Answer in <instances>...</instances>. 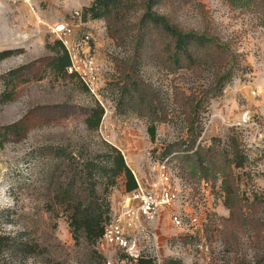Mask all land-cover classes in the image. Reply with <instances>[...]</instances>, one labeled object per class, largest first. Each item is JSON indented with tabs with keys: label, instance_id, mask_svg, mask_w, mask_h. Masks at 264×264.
Segmentation results:
<instances>
[{
	"label": "rangeland",
	"instance_id": "1",
	"mask_svg": "<svg viewBox=\"0 0 264 264\" xmlns=\"http://www.w3.org/2000/svg\"><path fill=\"white\" fill-rule=\"evenodd\" d=\"M93 1L0 0V51H11L0 60V264H134L146 255L159 264L169 257L184 264L262 263L264 0H258L259 6L241 0H125L121 41L110 36L104 17L75 21V11L83 15ZM147 9L181 30L216 37L233 51L239 68L221 83L218 95L206 90L223 70L175 68L137 55V24ZM69 22L93 35L99 69L94 91L77 76L58 73L59 54L51 48L59 40L54 29ZM127 73L151 91L149 109L127 101ZM181 96L204 100L192 113L203 129L196 147L229 153L235 142L245 157L243 167H234L238 189L232 209L222 176H203L177 151L188 145L190 120ZM96 102L104 115L94 132L84 119ZM151 125L156 127L154 140ZM104 141L121 150L138 185L146 188L158 181L156 162L167 159L181 199L152 223L159 240L156 252L144 246L134 227L129 235L137 240L138 250L132 251L140 252L137 258L99 241L88 244L71 229L64 207L49 198L41 158L56 147L69 153L82 148L88 154L103 149ZM125 195L122 185L111 190L110 221ZM173 214H180L191 230L177 227ZM193 217L196 225L190 224ZM9 241L17 247L3 245Z\"/></svg>",
	"mask_w": 264,
	"mask_h": 264
},
{
	"label": "trees",
	"instance_id": "2",
	"mask_svg": "<svg viewBox=\"0 0 264 264\" xmlns=\"http://www.w3.org/2000/svg\"><path fill=\"white\" fill-rule=\"evenodd\" d=\"M239 1V0H238ZM247 4L259 6L258 0H241ZM128 10V3L125 0H94L92 5L84 8L82 17L87 15L92 18L104 17L108 23L110 36L121 41L124 38L125 14ZM137 55L144 58H154L175 68L200 69L214 67L221 71V75L215 84L206 90V94H219V86L224 81H229L235 70L239 67L233 51L220 39L201 35L193 30L184 31L175 25L170 24L166 18L147 9L137 24ZM52 49L59 54L55 63L59 68L58 73L65 76L75 77V74L68 73L66 68L69 65L68 53L62 43L58 40ZM11 51H0V60L9 56ZM131 68V67H130ZM127 73L123 87L127 101L133 104L148 108L151 105V91L138 83L135 76L130 77ZM82 84V83H81ZM83 85V84H82ZM84 86V85H83ZM134 93L135 97H134ZM184 98V99H183ZM196 98V97H195ZM195 98L180 97L184 100L182 105L186 109L188 118V131L186 141L187 147L178 148L182 152L185 163H191L193 169L200 170L203 176L216 179V174L222 176V188L226 193V204L232 209L230 201L236 195L238 185L234 174V167L244 166L245 157L237 143L233 142V151L226 153L215 150L213 147H202L196 143L203 129L200 123L197 124L192 113L201 105L204 100L196 102ZM131 104V106L133 105ZM149 109V108H148ZM152 110V109H151ZM104 115L103 107L96 102L91 113L84 119L86 128L89 131H98ZM156 127L151 125L148 132L152 140L155 139ZM172 152V148L169 151ZM40 175L46 182V190L49 198L64 207L67 220L75 234H83L90 245H95L104 233L105 226L111 217L110 192L118 185H122L125 194L138 188V182L132 169L127 164L120 149L109 142L104 141V148L97 151L84 153L83 149L77 152H67L62 147L53 148L41 158ZM63 178V179H62ZM78 239V236L76 235ZM14 242H3L9 248ZM134 264H159L155 258L140 256ZM163 264H184L181 259L169 257ZM257 264H264L262 263Z\"/></svg>",
	"mask_w": 264,
	"mask_h": 264
},
{
	"label": "built area",
	"instance_id": "3",
	"mask_svg": "<svg viewBox=\"0 0 264 264\" xmlns=\"http://www.w3.org/2000/svg\"><path fill=\"white\" fill-rule=\"evenodd\" d=\"M75 21H82L79 11L74 13ZM83 28L84 25H78ZM59 41L68 53V73L75 74L82 83L94 91L98 81L99 69L92 49L93 35L90 31H77V24L71 22L59 25L54 29ZM157 183L150 188L138 185V188L124 196L122 209L105 226L104 233L99 242L102 244L119 247L134 257H139L137 240L129 235L130 228L134 227L145 247L150 252H156L159 248L158 234L152 227L154 220L162 210L174 205L181 199L180 189L173 182V174L167 163V159L156 162ZM174 224L183 229L191 230L180 214L171 216ZM196 225L197 217L190 221ZM148 256V255H146ZM155 258L153 256H149Z\"/></svg>",
	"mask_w": 264,
	"mask_h": 264
}]
</instances>
